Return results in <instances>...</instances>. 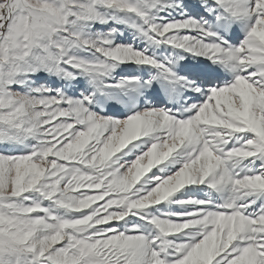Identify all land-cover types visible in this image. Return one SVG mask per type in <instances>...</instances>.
Here are the masks:
<instances>
[{
	"label": "snow or ice",
	"instance_id": "snow-or-ice-1",
	"mask_svg": "<svg viewBox=\"0 0 264 264\" xmlns=\"http://www.w3.org/2000/svg\"><path fill=\"white\" fill-rule=\"evenodd\" d=\"M0 264H264V0H0Z\"/></svg>",
	"mask_w": 264,
	"mask_h": 264
}]
</instances>
